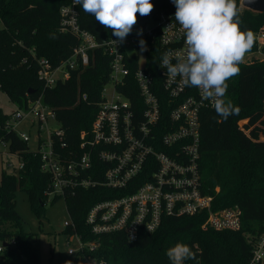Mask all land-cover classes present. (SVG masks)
<instances>
[{
  "label": "trees",
  "instance_id": "16d2710c",
  "mask_svg": "<svg viewBox=\"0 0 264 264\" xmlns=\"http://www.w3.org/2000/svg\"><path fill=\"white\" fill-rule=\"evenodd\" d=\"M67 0H0V90L17 106L23 107L28 98L44 95L45 102L55 110L71 147L78 146L80 134L88 130L98 111L101 90L110 72V57L95 51L93 62L72 72L71 78L45 88L38 77L37 58L45 57L53 65L70 56L78 38L61 30L60 8ZM153 11L139 16L137 23L160 12L175 9L171 0H152ZM237 6L242 21L241 30L255 34L264 27V13ZM78 22L98 40L115 37L100 25L94 16L78 5ZM53 35L56 38H52ZM150 42L147 50L149 68L158 74L160 50ZM152 46V48H151ZM257 49L255 40L251 52ZM34 52V55H33ZM136 67V64H134ZM133 67V68H134ZM240 72L228 81L225 99L239 108V113L227 120L219 117L213 107L200 112V184L202 192L211 195L212 208L239 206L242 225L238 230L203 229L207 211L181 216H164L153 232L143 231L135 240L123 232L95 235L86 222L89 208L98 200L114 196L101 188L77 190L65 197L66 207L76 231L83 240L97 239L98 247L88 255L96 264H171L166 250L176 243L189 245L196 260L185 264H246L252 255L248 240L264 232V60L251 57L239 65ZM134 106L142 104L136 89L122 88ZM86 94V98L82 94ZM165 98L162 96L161 98ZM161 126H168V108L162 103ZM10 113L0 108V143L10 152H18L24 160L22 169L3 172L0 182V264H40L36 233L27 231L15 207L18 190L28 192L37 214L46 212V192L51 176L41 170L40 156L33 153L18 133L6 127ZM247 119L244 126L239 121ZM250 129V135L245 129ZM57 198H54L56 201ZM66 226L65 230H71ZM81 258L71 263L77 264Z\"/></svg>",
  "mask_w": 264,
  "mask_h": 264
},
{
  "label": "built area",
  "instance_id": "2783aa9c",
  "mask_svg": "<svg viewBox=\"0 0 264 264\" xmlns=\"http://www.w3.org/2000/svg\"><path fill=\"white\" fill-rule=\"evenodd\" d=\"M77 6L74 0H67L60 8V17L61 30L75 34L78 44L58 65L45 57L37 58L38 77L45 88H53L71 78L73 71L89 66L96 50L108 55L109 77L90 128L81 132L78 146L71 147L54 108L45 102L43 94L28 98L23 107L16 105L6 122L8 129L15 130L19 123L29 120L36 129L38 147L30 149L40 156L41 170L51 176L46 192L48 201L98 187L114 192V196L95 202L86 215L87 224L97 236L123 232L128 239L135 240L143 231L157 230L164 216L192 215L204 210L207 217L203 229H240L242 209L231 206L215 210L213 197L201 189L200 112L212 107V101L202 100L200 90L184 86L180 77L168 78L166 69L160 67L165 52L171 51L181 58L186 52L183 30L174 19L176 9L136 23L126 40L116 43V37L98 40L81 28ZM241 6L244 7L242 0ZM255 37L257 49L247 53V60L254 57L262 61L264 27ZM140 39L146 42L147 50L150 42H157L160 50L157 77L149 68L147 50H140ZM125 87L136 89L142 104L134 106L122 91ZM82 97L86 98V94ZM164 101L170 106L168 126L160 124ZM250 131L245 129L248 135ZM17 133L25 142L31 138L27 132ZM262 136L260 133L259 138ZM9 153L19 160L14 169H22L23 157L18 152ZM65 226L75 225L71 220L65 221ZM77 234L80 250L70 249L69 253L79 256L81 264H96L97 259L87 252L94 251L99 241L83 240ZM248 240L252 255L246 264H264V232ZM3 245L0 243V251Z\"/></svg>",
  "mask_w": 264,
  "mask_h": 264
},
{
  "label": "clouds",
  "instance_id": "9594fccd",
  "mask_svg": "<svg viewBox=\"0 0 264 264\" xmlns=\"http://www.w3.org/2000/svg\"><path fill=\"white\" fill-rule=\"evenodd\" d=\"M171 2L176 9L174 19L184 33L186 52L182 58L165 52L160 67L166 69L168 78L180 77L184 86L199 89L202 100H211L216 114L227 120L239 113V108L225 99L228 81L239 74V65L254 46L255 34L250 29L241 30L237 0ZM74 3L110 30L117 38L116 43H123L132 33L138 14L148 16L154 9L152 0H74ZM141 34L142 29L137 32L138 36ZM139 45L141 51L147 50L143 39ZM166 256L171 264L196 260L192 248L180 242L169 247Z\"/></svg>",
  "mask_w": 264,
  "mask_h": 264
},
{
  "label": "rangeland",
  "instance_id": "374dc122",
  "mask_svg": "<svg viewBox=\"0 0 264 264\" xmlns=\"http://www.w3.org/2000/svg\"><path fill=\"white\" fill-rule=\"evenodd\" d=\"M152 23V21H150ZM247 60V55L244 61ZM0 108L11 113L16 105L9 99L7 94L0 90ZM246 119L239 121L243 126ZM15 130L17 132L24 131L30 134V139L27 142L31 149L38 147L35 139L36 129L31 127L29 120L19 123ZM262 138H264L262 136ZM9 154V155H8ZM12 162V166H9ZM18 158L9 153V149L4 143H0V182L3 172H11L18 165ZM15 207L22 217L23 226L27 231L36 233L35 244L38 247L40 264L50 263H71L76 260V255L69 253L70 249L75 252L80 250V240L76 231V227L71 226V230H65V221H71L70 214L66 207L64 198H59L56 201L49 199L45 204V214L39 215L33 209L28 192L18 190L15 196ZM81 264V262L77 263Z\"/></svg>",
  "mask_w": 264,
  "mask_h": 264
},
{
  "label": "water",
  "instance_id": "95a60500",
  "mask_svg": "<svg viewBox=\"0 0 264 264\" xmlns=\"http://www.w3.org/2000/svg\"><path fill=\"white\" fill-rule=\"evenodd\" d=\"M242 5L253 11L264 13V0H242Z\"/></svg>",
  "mask_w": 264,
  "mask_h": 264
},
{
  "label": "crops",
  "instance_id": "0c3cea01",
  "mask_svg": "<svg viewBox=\"0 0 264 264\" xmlns=\"http://www.w3.org/2000/svg\"><path fill=\"white\" fill-rule=\"evenodd\" d=\"M17 170V168H15L13 171H16ZM13 171H11V172H13Z\"/></svg>",
  "mask_w": 264,
  "mask_h": 264
}]
</instances>
